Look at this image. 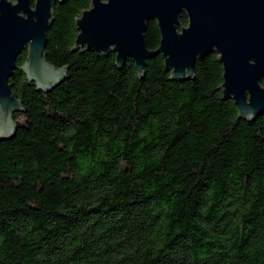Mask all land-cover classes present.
<instances>
[{
    "label": "trees",
    "instance_id": "16d2710c",
    "mask_svg": "<svg viewBox=\"0 0 264 264\" xmlns=\"http://www.w3.org/2000/svg\"><path fill=\"white\" fill-rule=\"evenodd\" d=\"M89 9L53 2L57 88L38 91L18 58L26 122L0 142V264H264V115L238 118L217 53L178 82L163 55L139 80L132 59L73 52ZM145 36L159 48L157 21Z\"/></svg>",
    "mask_w": 264,
    "mask_h": 264
},
{
    "label": "water",
    "instance_id": "95a60500",
    "mask_svg": "<svg viewBox=\"0 0 264 264\" xmlns=\"http://www.w3.org/2000/svg\"><path fill=\"white\" fill-rule=\"evenodd\" d=\"M54 1L0 0V142L15 136V115L25 112L10 84L24 51L20 70L38 91L50 92L67 78L68 66L56 68L47 60ZM183 12L188 25L182 27ZM154 20L161 40L150 50L145 34ZM76 24L73 52L114 53L119 69L132 59L139 80L158 55L165 59L167 80L184 82L194 79L198 58L217 53L224 71L217 89L234 100L238 118L251 122L264 115V0H91Z\"/></svg>",
    "mask_w": 264,
    "mask_h": 264
},
{
    "label": "rangeland",
    "instance_id": "374dc122",
    "mask_svg": "<svg viewBox=\"0 0 264 264\" xmlns=\"http://www.w3.org/2000/svg\"><path fill=\"white\" fill-rule=\"evenodd\" d=\"M180 30H181V27H180ZM15 118L20 123H25L26 122V118L21 113L20 114H16Z\"/></svg>",
    "mask_w": 264,
    "mask_h": 264
}]
</instances>
